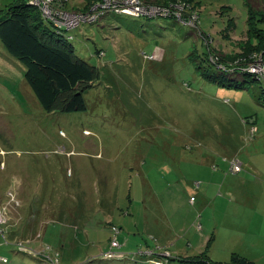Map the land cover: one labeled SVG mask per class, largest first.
<instances>
[{
    "label": "rangeland",
    "instance_id": "1",
    "mask_svg": "<svg viewBox=\"0 0 264 264\" xmlns=\"http://www.w3.org/2000/svg\"><path fill=\"white\" fill-rule=\"evenodd\" d=\"M18 1L0 0V15ZM31 1L24 2L32 21L41 17L63 36L98 79L84 91L85 111L47 112L25 65L0 41V255L6 264H229L233 251L264 264V85L254 80L255 69L237 76L247 81L244 90L228 86L227 76L204 75L214 68L248 72L252 48L264 60L261 41L245 33L246 2L262 16L264 0H195L200 27L197 11L183 1L175 4L179 16H96L78 20L75 30L57 28ZM56 1L79 18L103 2ZM236 160L240 168H232ZM24 186L38 197L26 216ZM104 252L119 258L100 260Z\"/></svg>",
    "mask_w": 264,
    "mask_h": 264
},
{
    "label": "trees",
    "instance_id": "2",
    "mask_svg": "<svg viewBox=\"0 0 264 264\" xmlns=\"http://www.w3.org/2000/svg\"><path fill=\"white\" fill-rule=\"evenodd\" d=\"M24 1L25 0H20L15 4L5 6V8L7 7L6 12L3 15H0V41L10 54L25 65V78L45 111H85L87 109V101L84 97V91L90 87L91 83L94 82L96 78L98 79V73L95 71L92 64L85 59L80 58L75 53V50L69 47V43L64 42L65 39L63 36L60 37L54 32L49 31L51 29L46 26L45 22L43 23L41 17L40 19L35 17L38 20L33 22L31 19L33 13L31 4ZM165 1L169 3V5L170 3L172 5H183L181 2L185 1V5H188L197 11L195 13L196 18L199 19L198 24L200 27L201 9L197 8L199 3L195 0ZM246 6L248 9V28L245 33L247 36L251 37V39H255L256 41L258 39L261 41L264 53V28L261 27L260 24L264 21V15H257L254 11L255 6L248 1L246 2ZM143 18L153 19L166 17L159 16L150 18L147 16ZM231 28L232 27L230 26L229 30ZM200 30L203 32L201 28ZM201 32L198 31L197 33L201 35ZM206 35L208 36L209 34L206 33ZM252 52H254L253 58L256 59V55H259V52L253 48ZM207 54L208 52L206 51L203 61L205 64L207 63V65H209ZM207 67L211 68L210 66ZM213 72V74L209 75L208 73H205L204 75L210 80H219L223 78L222 75L227 76L228 86H235L238 89L241 88L243 90L247 81L244 80V82L241 83L237 76H246L251 74V72L245 71L239 74L230 69H223L221 72L220 70H215V68L213 69ZM254 80H258L264 85V80L260 79L257 75ZM109 229L112 232V235L116 237V241L121 243L120 239H118L119 231L115 229V226L112 223ZM113 229L117 232L115 235ZM112 240L113 238L111 237L109 248H114L112 246ZM99 259L104 261H113V259H104L102 257H99ZM47 260L49 262L52 261L51 259ZM7 263H9V261ZM213 263V261L207 259L203 264ZM229 264L255 263L247 257L240 255L239 253H235Z\"/></svg>",
    "mask_w": 264,
    "mask_h": 264
},
{
    "label": "built area",
    "instance_id": "3",
    "mask_svg": "<svg viewBox=\"0 0 264 264\" xmlns=\"http://www.w3.org/2000/svg\"><path fill=\"white\" fill-rule=\"evenodd\" d=\"M31 3H35V4H38L40 5L42 8L40 9L42 11V14L43 16L54 23V25L57 27V28H61V29H68V30H75V25H76V22L78 20H81V21H85V22H92L94 20V18L96 16H98L100 19L103 17V16H108V15H115V14H127V15H133V16H142V17H157V16H163L165 17V15H169V14H175V15H178L179 16V9L178 7L179 6H183V5H179L178 7H175V5H172L170 4L169 8H165V10H163V7H159V6H156V5H148V4H145L142 0H131L129 1V3H133V4H129L128 6H126L128 3H126V1L124 0H103L102 3L99 4L100 6V9L99 10H96L94 11L92 14H87L85 16H80V18L77 16V14H72L68 11V9H65L61 6V4L59 2H57L56 0H33V2L31 1ZM137 4H140V5H143L145 6L146 8L150 7L152 9H158V10H163L162 14L161 12H155V13H151V12H140V11H137L135 9L136 5ZM114 6H116V8H119V10H116V9H112V10H109L108 8H111ZM191 16H189L190 18ZM196 18V16H195ZM193 19V18H192ZM88 20V21H87ZM186 22L190 23L189 20ZM72 39V37H71ZM261 61H264L263 58H256L254 59V62H251V66L250 68H248V72H251V70L254 71V69L257 71L256 75L264 80V70L262 68V65H264L263 62ZM262 71V72H261ZM253 73V72H251ZM241 166V163L236 160L234 162H232V168H240ZM194 198H192L193 200ZM2 218V208L0 207V219ZM114 230V229H113ZM114 232H116L114 230ZM0 234H3L4 235V230H1L0 229ZM116 238V237H115ZM113 242V240H112ZM115 245L118 244V242L115 240ZM113 246V244H112ZM22 250V249H21ZM25 251V250H23ZM56 256L58 255L57 253L55 254ZM123 256L124 253H122ZM56 256H55V260H56ZM103 258L104 259H111V258H119V256L115 255V256H112V255H107L106 256V253H104L103 255ZM9 260H8V257L6 256H3V255H0V262L2 263H7Z\"/></svg>",
    "mask_w": 264,
    "mask_h": 264
},
{
    "label": "crops",
    "instance_id": "4",
    "mask_svg": "<svg viewBox=\"0 0 264 264\" xmlns=\"http://www.w3.org/2000/svg\"><path fill=\"white\" fill-rule=\"evenodd\" d=\"M264 175V174H263ZM24 189H22V191H21V194L22 195H24L23 196V198L21 199L22 201H24L25 203H24V207H23V212L25 213V216L26 215H28L29 213H30V211H31V202H34L38 197L37 196H35V197H32V195L31 194H28L27 193V190H26V187L24 186L23 187ZM37 192H38V190H37ZM37 192L35 193V195H37ZM2 193V192H1ZM0 193V194H1ZM205 193V192H204ZM0 199H2L1 198V196H0ZM28 203V204H27ZM36 212H37V210L35 209V218L37 219V217H38V215L36 214ZM41 212V210H40V207H39V210H38V214ZM264 217V216H263ZM30 226V223L29 222H26V226H25V228L23 229V231H27V229H28V227ZM27 228V229H26ZM17 239V238H16ZM15 240V239H14ZM47 248H50V247H48L47 246ZM147 248H149V249H151L148 245H147ZM57 250V249H56ZM54 251H55V248H54ZM234 252H237V253H239L238 251H233V253ZM262 253H263V255H264V251L262 250ZM239 254H241V253H239ZM241 255H243V254H241ZM243 256H245V255H243ZM245 257H247V256H245ZM248 259H250V260H252V261H254L253 259H251V258H249V257H247ZM45 264H50V262L49 261H46V262H44ZM254 263H255V261H254ZM256 264V263H255Z\"/></svg>",
    "mask_w": 264,
    "mask_h": 264
},
{
    "label": "bare ground",
    "instance_id": "5",
    "mask_svg": "<svg viewBox=\"0 0 264 264\" xmlns=\"http://www.w3.org/2000/svg\"><path fill=\"white\" fill-rule=\"evenodd\" d=\"M112 9V8H111ZM147 9H150V7H148ZM161 12V14L163 13L162 11H160ZM98 18V17H97ZM151 18V17H150ZM153 18V17H152ZM99 19V18H98ZM94 21V20H93ZM95 22V21H94ZM98 22V21H97ZM81 23V22H80ZM89 24V23H88ZM76 27H78L77 25H76ZM79 28V27H78ZM61 29V28H60ZM62 30V29H61ZM67 31V30H66Z\"/></svg>",
    "mask_w": 264,
    "mask_h": 264
},
{
    "label": "flooded vegetation",
    "instance_id": "6",
    "mask_svg": "<svg viewBox=\"0 0 264 264\" xmlns=\"http://www.w3.org/2000/svg\"><path fill=\"white\" fill-rule=\"evenodd\" d=\"M114 259H117V258H114Z\"/></svg>",
    "mask_w": 264,
    "mask_h": 264
},
{
    "label": "clouds",
    "instance_id": "7",
    "mask_svg": "<svg viewBox=\"0 0 264 264\" xmlns=\"http://www.w3.org/2000/svg\"><path fill=\"white\" fill-rule=\"evenodd\" d=\"M153 264H155V263H153Z\"/></svg>",
    "mask_w": 264,
    "mask_h": 264
}]
</instances>
